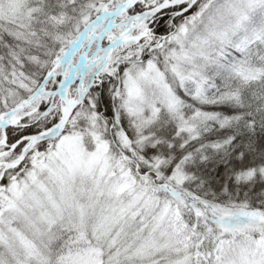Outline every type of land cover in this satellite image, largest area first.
<instances>
[{
  "label": "snow or ice",
  "instance_id": "snow-or-ice-1",
  "mask_svg": "<svg viewBox=\"0 0 264 264\" xmlns=\"http://www.w3.org/2000/svg\"><path fill=\"white\" fill-rule=\"evenodd\" d=\"M0 264H264V0H0Z\"/></svg>",
  "mask_w": 264,
  "mask_h": 264
}]
</instances>
